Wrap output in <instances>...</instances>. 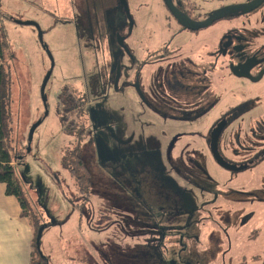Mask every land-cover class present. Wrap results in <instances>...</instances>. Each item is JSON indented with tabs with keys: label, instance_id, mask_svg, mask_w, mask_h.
<instances>
[{
	"label": "rangeland",
	"instance_id": "374dc122",
	"mask_svg": "<svg viewBox=\"0 0 264 264\" xmlns=\"http://www.w3.org/2000/svg\"><path fill=\"white\" fill-rule=\"evenodd\" d=\"M125 1L129 15L120 0H0L13 88L8 144L44 224L41 254L48 264H261L264 162L235 175L213 160L207 134L226 107L264 99V79L232 75L240 59L230 52L213 70V55H198L221 48L222 27L239 33L246 20L177 33L161 0ZM256 18L252 48L264 51ZM17 21L37 23L42 41ZM64 87L85 101L64 122L72 132L60 122ZM251 114L264 115V105ZM75 146L91 173L87 198L62 164Z\"/></svg>",
	"mask_w": 264,
	"mask_h": 264
},
{
	"label": "flooded vegetation",
	"instance_id": "af4514ba",
	"mask_svg": "<svg viewBox=\"0 0 264 264\" xmlns=\"http://www.w3.org/2000/svg\"><path fill=\"white\" fill-rule=\"evenodd\" d=\"M161 1L168 12L167 17L173 19L175 25H177V33L187 31L198 34L202 29L209 27L217 20H224L227 23L246 20L241 24L246 23L247 28L241 25L243 29L239 33L234 32V26H231V29L222 27L219 30V35L215 34L213 36L214 38L218 35V39L222 40L221 48L214 51L201 49L198 51V55L200 58L203 56L210 58L213 55L214 62H210L211 66L209 67L210 70H213V64L217 63V57L230 52L240 59V61L232 64L233 67H229L232 75L251 83H257L264 79V51H256L252 48V42L256 39L254 38L255 32L252 29L261 28L257 24L256 17H260L259 22L264 20V0H261V3L252 9H250L251 5L259 0H215L217 7L208 9V12L196 0H170L175 11L182 17V21L174 16L163 0ZM216 13L222 14L208 25L194 28V26L208 21ZM259 36L258 39L262 40L261 45L264 50V28L260 31ZM168 46L169 44L162 47L163 56L169 54ZM199 61V66L204 64L203 60ZM256 105L263 106L264 99L257 102L255 97H247L240 100L236 105L226 107L216 115V121L207 134L209 150L213 160L216 161L218 166L235 172V175L236 172L242 173L252 170L264 162V118L259 119L264 115L252 116L251 112ZM244 116H248V118L240 124V120ZM215 135L216 155L211 149V141ZM246 218V221H249L247 223H251V219L254 218L253 213L248 212ZM235 231L237 232L238 229Z\"/></svg>",
	"mask_w": 264,
	"mask_h": 264
},
{
	"label": "trees",
	"instance_id": "16d2710c",
	"mask_svg": "<svg viewBox=\"0 0 264 264\" xmlns=\"http://www.w3.org/2000/svg\"><path fill=\"white\" fill-rule=\"evenodd\" d=\"M4 15L0 11V22ZM8 47L3 26L0 24V183L5 184V193L14 196L21 207V215L26 217L32 227L33 238L31 242V256L29 264H48L46 258L37 248L36 234L40 227H44L41 219L31 210L28 197L24 190V179L17 170L16 156L12 155L8 144L11 133V109L12 97V76L8 61L5 59L4 51ZM58 100L62 107L60 122L63 128L69 132L73 131L72 123H65L67 116L71 112L82 110L85 101L76 95L74 91L64 87L58 93ZM67 122V121H66ZM76 132V131H75ZM78 134L81 131H77ZM80 136V135H79ZM15 161V163H14ZM63 166L69 171L70 176L75 181L76 188L80 194L87 198L89 195L91 173L86 167L79 153V147L75 146L66 152L62 158ZM32 211V212H31ZM34 218H33V216Z\"/></svg>",
	"mask_w": 264,
	"mask_h": 264
},
{
	"label": "crops",
	"instance_id": "0c3cea01",
	"mask_svg": "<svg viewBox=\"0 0 264 264\" xmlns=\"http://www.w3.org/2000/svg\"><path fill=\"white\" fill-rule=\"evenodd\" d=\"M32 238L31 224L21 215L20 204L0 183V264H29Z\"/></svg>",
	"mask_w": 264,
	"mask_h": 264
},
{
	"label": "water",
	"instance_id": "95a60500",
	"mask_svg": "<svg viewBox=\"0 0 264 264\" xmlns=\"http://www.w3.org/2000/svg\"><path fill=\"white\" fill-rule=\"evenodd\" d=\"M121 1V3H122V5H123V7H124V9H125V11H126V13L128 14V8H127V4H126V1L125 0H120ZM164 1V3L166 4V6L168 7V9H170V11L174 14V16L176 17V18H178L179 20H183L182 19V17L175 11V9L173 8V6L171 5V3H170V0H163ZM261 3V0H259L258 2H256V3H253V5H251V7H250V9H252V8H254V7H256L258 4H260ZM221 14L222 13H216V14H214L208 21H206V22H204V23H201V24H199V25H197V26H194V28L196 29V28H199V27H201V26H206V25H208L209 23H211L212 21H214V20H216L217 18H219L220 16H221ZM18 23H23V24H32V25H34L36 28H37V30H38V37H39V40L40 41H42V32L40 31V28H39V26H38V24L37 23H35L34 21H17ZM190 28H193V27H191V26H189ZM119 40V43H121L122 44V41H121V39H118ZM48 55L50 56V54H49V52H48ZM50 58H51V56H50ZM52 66H53V62H52V59H51V66H50V69L47 71V73H46V75H45V77H44V79H43V82H42V85H41V93H43V91H44V87H45V85H46V83H47V81H48V79H49V77H50V74H51V70H52ZM119 70V69H118ZM119 74V73H118ZM43 99L45 100V97H43ZM39 124V122L38 123H36L35 125H33L32 127H31V129L29 130V135H28V143H30L31 142V140H32V135H33V131H34V129L36 128V126ZM211 149H212V151L214 152V154L216 155V135L214 136V138L212 139V141H211ZM214 155V156H215ZM42 230H43V227H40L39 229H38V231H37V234H36V243H37V248L39 249V247H38V241H39V239H40V235H41V233H42ZM261 264H264V259H263V261H262V263Z\"/></svg>",
	"mask_w": 264,
	"mask_h": 264
}]
</instances>
